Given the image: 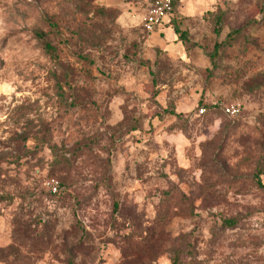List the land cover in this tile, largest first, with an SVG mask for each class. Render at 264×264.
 <instances>
[{
	"label": "rangeland",
	"instance_id": "1",
	"mask_svg": "<svg viewBox=\"0 0 264 264\" xmlns=\"http://www.w3.org/2000/svg\"><path fill=\"white\" fill-rule=\"evenodd\" d=\"M144 1L0 0V264H264V0Z\"/></svg>",
	"mask_w": 264,
	"mask_h": 264
},
{
	"label": "built area",
	"instance_id": "2",
	"mask_svg": "<svg viewBox=\"0 0 264 264\" xmlns=\"http://www.w3.org/2000/svg\"><path fill=\"white\" fill-rule=\"evenodd\" d=\"M141 13L143 16L141 25L144 30L148 33L154 32L161 25L167 24L173 16V0H146L144 1ZM204 111V107L200 109L201 113ZM225 112L229 115H235L238 112V108L235 105H229L225 107ZM46 184L54 193L61 190L60 183L55 178H50Z\"/></svg>",
	"mask_w": 264,
	"mask_h": 264
},
{
	"label": "crops",
	"instance_id": "3",
	"mask_svg": "<svg viewBox=\"0 0 264 264\" xmlns=\"http://www.w3.org/2000/svg\"><path fill=\"white\" fill-rule=\"evenodd\" d=\"M167 21H168V19H167ZM141 22H142V20H141ZM163 31L165 32V36L168 39H174L176 36V32H175L174 28L172 29L171 27H167V28L163 29ZM157 34H160V31L155 30L154 32H151L150 39H152L153 41H157Z\"/></svg>",
	"mask_w": 264,
	"mask_h": 264
},
{
	"label": "trees",
	"instance_id": "4",
	"mask_svg": "<svg viewBox=\"0 0 264 264\" xmlns=\"http://www.w3.org/2000/svg\"><path fill=\"white\" fill-rule=\"evenodd\" d=\"M173 4H174V13H175V0H173ZM174 13H173V15H174ZM172 17H173V16H172ZM170 19H171V18H170ZM168 23L171 24L170 20L168 21ZM168 23H167V24H168ZM174 30H175V32H176V35L179 34L177 28H174Z\"/></svg>",
	"mask_w": 264,
	"mask_h": 264
}]
</instances>
